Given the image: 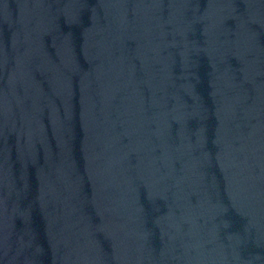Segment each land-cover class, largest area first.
I'll list each match as a JSON object with an SVG mask.
<instances>
[{"label": "water", "instance_id": "1", "mask_svg": "<svg viewBox=\"0 0 264 264\" xmlns=\"http://www.w3.org/2000/svg\"><path fill=\"white\" fill-rule=\"evenodd\" d=\"M0 264H264V0H0Z\"/></svg>", "mask_w": 264, "mask_h": 264}]
</instances>
